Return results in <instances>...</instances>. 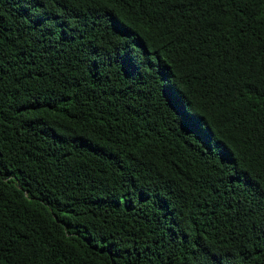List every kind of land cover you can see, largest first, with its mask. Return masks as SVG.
Segmentation results:
<instances>
[{
	"label": "trees",
	"instance_id": "16d2710c",
	"mask_svg": "<svg viewBox=\"0 0 264 264\" xmlns=\"http://www.w3.org/2000/svg\"><path fill=\"white\" fill-rule=\"evenodd\" d=\"M0 264H264V0H0Z\"/></svg>",
	"mask_w": 264,
	"mask_h": 264
}]
</instances>
